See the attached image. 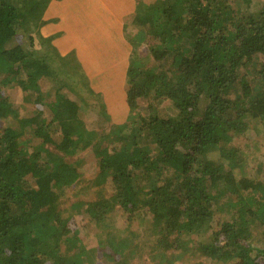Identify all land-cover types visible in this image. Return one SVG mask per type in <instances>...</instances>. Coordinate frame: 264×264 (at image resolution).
Returning <instances> with one entry per match:
<instances>
[{"label":"trees","instance_id":"1","mask_svg":"<svg viewBox=\"0 0 264 264\" xmlns=\"http://www.w3.org/2000/svg\"><path fill=\"white\" fill-rule=\"evenodd\" d=\"M50 1L0 0V264H109L126 243L94 230L116 206L128 221L143 209L157 245L177 258L264 264V248L252 254L254 227L264 228V171L241 174L247 165L233 143L253 121L264 127V2L254 9V0H137L132 22L159 67L143 69L131 56L129 119L93 148L111 196L66 207L80 172L63 155L92 143L74 76H61L71 62L78 84L94 91L74 52L60 55L39 31ZM12 89L21 91L19 103ZM25 107L32 115L20 122L40 139L32 151L1 124Z\"/></svg>","mask_w":264,"mask_h":264},{"label":"rangeland","instance_id":"2","mask_svg":"<svg viewBox=\"0 0 264 264\" xmlns=\"http://www.w3.org/2000/svg\"><path fill=\"white\" fill-rule=\"evenodd\" d=\"M263 2L264 0H254L253 8H259ZM129 23L132 24V26H128L130 31L127 33V37L132 44L130 58L132 55L139 58L140 65L143 69H158L159 66L157 67V62H155L149 54V43H146L147 41L145 42L143 37H137L136 32L140 31V26L131 21ZM47 47L48 45L46 44H39L35 49L44 50ZM109 47L110 46H108V49ZM39 54H41V52H39ZM74 55L73 58L76 59L75 61L79 67L80 63ZM104 59L101 60L100 64H110L111 60L109 57ZM71 64L72 69H66L61 76H74L75 80L72 79L69 84L72 86H78L76 87L78 92L73 93L72 96L80 102L81 109L84 110L82 119L84 121V128L87 130L84 140H89L88 138H91L90 140L92 143L90 146H87L74 155H63L61 152L57 153V155H63V157L70 163L75 164L80 172V181L71 187H67L66 193L62 198L64 200L63 205L66 207L71 203L83 202L85 205V203L100 198H109L111 196L112 192L107 189L105 183L102 182L101 177L99 176V158L96 156L93 148L97 142H101L103 146L110 143L114 136L113 131L116 130L119 125L124 124L129 119L130 115L129 113L126 119H122L120 122L115 121L110 113H108L102 97L96 92L93 94L88 91L86 86L83 87L78 84V73L74 61L71 62ZM65 67L66 66H63L62 68ZM254 70L255 68L253 67L248 69V75L250 78H254ZM88 85L90 86L89 81ZM108 90L111 91V88ZM9 95L13 98L14 103H19L18 101L21 99V91L12 89L9 91ZM165 104L166 103H163L162 107H164ZM203 107L204 105L202 108ZM22 110L21 117L16 118L11 116L5 118L2 120L1 124L3 126H11L16 132L22 133L21 140H25V145L32 151L34 146L39 144L40 139L34 134L35 126L32 123L23 125L20 122V118H28L32 115L31 109L25 107ZM233 143L241 148L244 162L247 165L246 169L241 171V174L255 177L263 174L264 127L259 126V123L253 121V124L245 132V135L236 136ZM47 146L52 148L50 145ZM210 155H212V153ZM218 156L219 154L217 155L215 152L213 158ZM225 161L227 164L230 163L227 160ZM234 171L240 174V171L236 168H234ZM140 184L146 185L150 188V182L148 180L144 179ZM127 214L128 213L123 212L119 206H116L115 212L112 213L111 217L94 230V232L101 231L104 235L107 234L113 236L116 240H120L121 244L124 242L126 243L124 244L127 246L125 247L126 249L123 251L120 249V253L116 260L109 259V264H193V261L200 259L199 256L190 257L189 255H185L184 258H177L176 249L171 248L164 250L161 246L157 245L156 233L153 230L154 228L151 223V217L146 215L147 213L143 209H140L135 213L131 221L127 220ZM218 216L219 214H216V217ZM263 230L264 228L262 226L256 225L254 227L252 246L255 250L252 251V254H255L257 249L264 248ZM94 241V238H89V241H87L88 243H86L87 247H91L94 244ZM174 257V261L169 262V260ZM205 262L206 264H214L209 259ZM232 262L233 260L226 264H232Z\"/></svg>","mask_w":264,"mask_h":264},{"label":"crops","instance_id":"3","mask_svg":"<svg viewBox=\"0 0 264 264\" xmlns=\"http://www.w3.org/2000/svg\"><path fill=\"white\" fill-rule=\"evenodd\" d=\"M136 10L137 0H51L40 27L60 55L74 52L91 89L118 122L130 113L124 83L132 53L128 26ZM107 57L110 64H100Z\"/></svg>","mask_w":264,"mask_h":264}]
</instances>
